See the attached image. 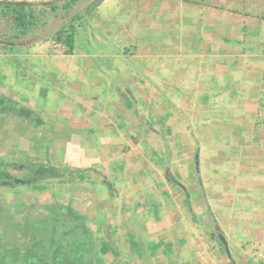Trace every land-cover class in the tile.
I'll use <instances>...</instances> for the list:
<instances>
[{"label": "rangeland", "instance_id": "obj_1", "mask_svg": "<svg viewBox=\"0 0 264 264\" xmlns=\"http://www.w3.org/2000/svg\"><path fill=\"white\" fill-rule=\"evenodd\" d=\"M24 1L27 29L0 6V169L41 173L0 179V264H264V108L201 75L189 18Z\"/></svg>", "mask_w": 264, "mask_h": 264}, {"label": "crops", "instance_id": "obj_2", "mask_svg": "<svg viewBox=\"0 0 264 264\" xmlns=\"http://www.w3.org/2000/svg\"><path fill=\"white\" fill-rule=\"evenodd\" d=\"M163 4L189 18L181 24L183 34L198 33L206 40L208 51L186 53L204 61L198 67L201 75L216 76L214 83L229 93L224 96L233 107L264 108L263 0H163ZM221 95H214L213 102ZM255 179L264 186V172Z\"/></svg>", "mask_w": 264, "mask_h": 264}, {"label": "trees", "instance_id": "obj_3", "mask_svg": "<svg viewBox=\"0 0 264 264\" xmlns=\"http://www.w3.org/2000/svg\"><path fill=\"white\" fill-rule=\"evenodd\" d=\"M77 0H67L65 3V6L70 5L72 3H74ZM102 0H96L95 1V5H97L98 3H100ZM28 4L27 1L24 0H19V1H0V6H2L3 8L9 10L12 12L13 14V19L15 21V23L18 26L23 27L24 29H27L29 27V23L26 18L27 16L32 17L33 16V11L29 8V9H25V6ZM73 26H70L68 28H60L57 32V37L60 41L63 42V44L67 47V49L71 52L73 50V45H74V32H73ZM1 100V98H0ZM4 101V99L2 101H0V103H2ZM10 112L11 113H15L16 110L15 108H12L11 106H9ZM22 166H27L30 168L31 170V175H29L28 179H21V178H16L13 177L12 175H10L9 173H7L4 170L0 169V179L1 178H7L8 181L13 184V185H18L21 183L27 184L29 182H35L37 179V176L40 175L41 171L38 170V167L40 166L39 164H35V163H29V164H19ZM168 177V175H167Z\"/></svg>", "mask_w": 264, "mask_h": 264}, {"label": "water", "instance_id": "obj_4", "mask_svg": "<svg viewBox=\"0 0 264 264\" xmlns=\"http://www.w3.org/2000/svg\"><path fill=\"white\" fill-rule=\"evenodd\" d=\"M167 174H168V172H167Z\"/></svg>", "mask_w": 264, "mask_h": 264}]
</instances>
